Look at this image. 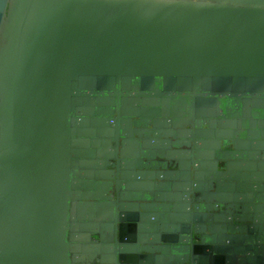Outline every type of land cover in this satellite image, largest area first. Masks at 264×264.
I'll return each instance as SVG.
<instances>
[{
	"label": "water",
	"instance_id": "95a60500",
	"mask_svg": "<svg viewBox=\"0 0 264 264\" xmlns=\"http://www.w3.org/2000/svg\"><path fill=\"white\" fill-rule=\"evenodd\" d=\"M241 137L264 181V0H0V264H264L193 204Z\"/></svg>",
	"mask_w": 264,
	"mask_h": 264
},
{
	"label": "flooded vegetation",
	"instance_id": "af4514ba",
	"mask_svg": "<svg viewBox=\"0 0 264 264\" xmlns=\"http://www.w3.org/2000/svg\"><path fill=\"white\" fill-rule=\"evenodd\" d=\"M188 103V102H187ZM244 124V122L242 124H239L238 122L236 123L235 126H242ZM188 128H191V126H188ZM206 129L208 128V126L206 125L205 127ZM242 128L244 129V127L242 126ZM193 141V140H192ZM239 142V143H247V145L249 146V144H252L251 142H255L257 143L258 140H246L245 137H241L239 139H233V140H228V141H221V151L224 154H221L220 159L218 160V177L221 178V187L223 189H228V190H233L234 193H228V192H221V201L220 202H216L214 199V193H215V189H211L206 188V200L202 199V200H197V198H201L205 192H201L199 194H194V201L193 204L194 205H198V207H204L206 208L205 214H206V237H211L214 236V233L212 231H214L216 228L215 227H221L224 226L223 222L226 220H229L230 218H234L237 214L235 207L237 206L233 201H228V200H234L236 199H240L242 198V193L246 194L247 197H251L253 201V203L251 204L252 207L253 205L256 206L259 205L257 204L258 202L256 201L261 199L260 204L264 205V193H259L257 190L263 189L264 188V181L262 180V177L259 176V174H253V173H258L259 171H254V170H244L241 172L238 171H228V167L232 168L234 167L235 163H241V162H259L260 160H254L251 159L249 156L245 157L244 154L240 153L237 154V149L235 147V143ZM194 143V141H193ZM238 143V144H239ZM244 150H242L241 152H243ZM244 167V166H243ZM260 173V172H259ZM234 174V175H233ZM224 175H227L228 178L223 177ZM244 175V176H243ZM251 178L255 179V178H260L261 181H255L254 183H252L254 190L251 192L242 191V187L243 185H245V182L242 181L243 178ZM234 177L236 178L235 181L233 182V186H228L227 184H231L232 183L229 181V177ZM251 184H248V186H250ZM250 188V187H249ZM240 189V190H239ZM250 194V195H249ZM249 195V196H248ZM230 206V207H229ZM201 238V234L195 235V242H199V239Z\"/></svg>",
	"mask_w": 264,
	"mask_h": 264
}]
</instances>
